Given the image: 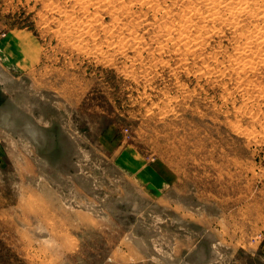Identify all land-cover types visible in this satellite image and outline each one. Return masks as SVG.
Here are the masks:
<instances>
[{
    "label": "rangeland",
    "instance_id": "374dc122",
    "mask_svg": "<svg viewBox=\"0 0 264 264\" xmlns=\"http://www.w3.org/2000/svg\"><path fill=\"white\" fill-rule=\"evenodd\" d=\"M86 1L0 0V264H264L263 63L159 28L190 0Z\"/></svg>",
    "mask_w": 264,
    "mask_h": 264
},
{
    "label": "bare ground",
    "instance_id": "6f19581e",
    "mask_svg": "<svg viewBox=\"0 0 264 264\" xmlns=\"http://www.w3.org/2000/svg\"><path fill=\"white\" fill-rule=\"evenodd\" d=\"M86 0H83V2H85ZM90 1L93 4H98L99 6L101 5H105L109 7H113L112 3L114 4V7L117 5L119 7V9L121 8V12H127L130 13L132 12V4L127 3L126 1H119L116 2V0H87L86 3ZM133 0H130V2ZM158 0H135L134 2L136 3H141L143 4H151L152 7H155L156 5L158 6ZM189 1V0H188ZM192 2V4L194 3V6H191L189 11H186L182 14L178 13V16H180L179 18L181 19V21H179L178 24H173V22L176 20L175 18H173L172 20H170V22L164 21L163 25L161 24V26L159 28H163L165 27L166 30H169L171 27H175L178 31L177 35H179L180 32V38L182 39V41L184 42H192L195 45H200L203 43H205L206 39L205 34L209 31H207V28L210 24V22L212 23V21L216 22L219 21L222 24H227L230 25L234 30H235V35L237 37V40H239V44L237 45V53H236V57L234 59H236L237 61V66L234 67L235 71H238L240 73L242 72H246V70H248L249 68L253 67L255 65L261 64V62L264 65V28H262L261 22H257L256 19H262L264 20V0H190ZM56 2V1H55ZM116 2V4H115ZM178 2V1H177ZM182 2V1H181ZM184 2V1H183ZM90 4V3H89ZM90 4V5H93ZM161 4V3H160ZM159 4V5H160ZM191 4V5H192ZM200 4V5H198ZM178 5V4H177ZM88 7V5H86ZM104 6V7H105ZM116 6V7H117ZM137 6V5H136ZM139 6V5H138ZM149 6V5H148ZM187 6V5H186ZM47 7V6H46ZM86 7V8H87ZM111 7V8H112ZM113 7V8H114ZM142 7V6H141ZM150 7V6H149ZM190 7V6H188ZM110 8V9H111ZM107 9V8H106ZM154 9V8H153ZM189 9V8H188ZM82 10V9H81ZM108 10V9H107ZM117 10V9H116ZM185 10V9H184ZM187 10V8H186ZM63 11V10H62ZM93 11V10H92ZM96 11V10H95ZM113 11V10H111ZM110 11V12H111ZM159 11V10H158ZM170 10L165 11L162 16H166L168 14ZM117 12V11H116ZM40 13V12H39ZM44 13V12H43ZM97 13V12H96ZM102 13V12H101ZM176 14V13H175ZM43 15V14H42ZM84 15V14H83ZM90 15V14H89ZM169 15V14H168ZM245 15H247L246 17H251V19H255L256 22H253L252 24L256 23V25L254 26V28H250L252 30H250V32L246 31L249 28H246V30L243 29V25L240 26V22L242 21V18H245ZM100 16V15H99ZM103 16V15H102ZM128 16V15H127ZM141 16V15H140ZM121 17V16H120ZM125 17V16H124ZM158 17V16H157ZM168 17V16H167ZM172 17V16H170ZM89 18V17H88ZM196 18H200L202 19L203 23L205 22L206 25H203L201 23V21H197ZM243 18V19H244ZM50 19V18H49ZM81 19V18H80ZM171 19V18H170ZM179 19V20H180ZM112 20V19H111ZM158 20V19H157ZM245 20V19H244ZM95 21V20H94ZM93 21V22H94ZM249 21V19H248ZM251 21V20H250ZM253 21V20H252ZM92 22V23H93ZM132 22V21H131ZM143 22V21H142ZM90 23V24H92ZM151 23V22H150ZM177 23V22H176ZM209 23V24H208ZM218 23V22H217ZM243 23V22H242ZM247 23V21H246ZM104 24V23H103ZM147 24V23H146ZM149 24V23H148ZM251 24V25H252ZM59 25V24H58ZM142 25V24H141ZM156 25V24H155ZM160 25V24H159ZM215 25V24H214ZM250 25V23H249ZM66 26V25H65ZM207 26V27H206ZM211 26V25H210ZM219 26V25H218ZM217 26V30L218 28H222V27H218ZM224 27L226 25H223ZM226 26V27H227ZM248 26V25H247ZM252 26V27H253ZM114 27V24H113ZM111 27V28H113ZM122 27V26H121ZM213 25L210 27L212 29ZM223 27V28H224ZM231 27H227V28H231ZM81 28V27H80ZM79 28V30H80ZM88 29V27H86ZM90 28V26H89ZM106 28V26H105ZM110 26L107 30H114L111 29ZM127 28V27H126ZM131 28V27H130ZM158 28V29H159ZM174 28V29H175ZM199 28L200 33L196 36L203 37L202 39H197L195 35L194 38H192L193 36L191 35V31H194L196 33V31H198ZM202 28V29H201ZM209 28V27H208ZM213 28V29H215ZM226 28V29H227ZM73 29V27H72ZM75 29V28H74ZM78 29V28H77ZM86 31H89L87 30ZM68 29H66L67 31ZM71 30V29H70ZM93 30V29H92ZM120 30V29H119ZM222 29H219V31ZM230 30V29H229ZM233 30V31H234ZM81 31V30H80ZM85 31V33H86ZM198 31V32H199ZM213 31V30H211ZM73 32V31H72ZM77 32V31H76ZM96 32V31H95ZM191 32V33H190ZM222 32V31H221ZM64 33V32H63ZM112 33V32H111ZM114 33V32H113ZM116 33V32H115ZM190 33V34H189ZM76 34V33H75ZM96 34V33H94ZM212 34V33H211ZM234 33H232V36ZM164 35V34H163ZM209 35V34H208ZM118 36V35H117ZM137 36V35H136ZM205 36V37H204ZM96 37V36H95ZM106 37V36H105ZM119 38V37H118ZM127 38V37H126ZM135 38V37H133ZM179 38V37H178ZM179 38V39H180ZM235 38V37H234ZM73 39V38H72ZM170 39V38H169ZM178 39V40H179ZM233 39V38H232ZM127 40V39H126ZM168 40V39H167ZM177 40V39H175ZM106 41V40H105ZM181 41V42H182ZM68 42V41H67ZM118 42V41H117ZM128 42V41H126ZM130 42V41H129ZM167 42V41H166ZM80 43V42H79ZM78 43V44H79ZM113 43V42H111ZM185 43V44H186ZM189 43L187 46H189ZM114 44V43H113ZM132 44V43H131ZM184 44V45H185ZM191 44V43H190ZM77 45V44H76ZM84 45V44H83ZM122 45V44H121ZM193 44H191V47ZM194 45V47H195ZM203 45V44H202ZM74 46V45H73ZM125 46V45H124ZM186 46V47H187ZM101 47V46H100ZM141 47V46H140ZM163 47V46H162ZM189 47V48H191ZM193 47V48H194ZM77 48V47H76ZM103 48V47H102ZM120 48H122V46H118L117 49L120 50ZM132 48V47H131ZM179 48V47H178ZM192 48V49H193ZM196 48V47H195ZM205 48V47H204ZM188 49V48H187ZM198 48H196L197 50ZM201 50V47L199 48ZM100 50V49H99ZM180 51L183 52V54H185L183 51V49H179ZM178 50V51H179ZM185 50V49H184ZM189 50V49H188ZM194 50V49H193ZM192 50V53L194 52ZM104 51V50H103ZM109 51V50H108ZM121 51V50H120ZM199 51V50H197ZM105 52V51H104ZM188 52V51H187ZM190 52V51H189ZM210 52V51H209ZM83 53V52H82ZM88 53V52H87ZM161 53V52H160ZM208 53V52H207ZM191 54V52H190ZM189 54V55H190ZM235 54V53H234ZM233 54V56H234ZM186 55V54H185ZM200 55V54H199ZM202 55V54H201ZM205 57V56H204ZM196 58V57H195ZM198 58V57H197ZM217 58V57H216ZM231 58V57H230ZM110 59V58H109ZM227 59V58H226ZM185 60V59H183ZM136 61V60H135ZM156 61V60H155ZM186 61V60H185ZM188 61V60H187ZM230 61V60H229ZM231 62V61H230ZM241 62V63H240ZM164 63V62H163ZM185 66V65H184ZM208 66V65H207ZM232 66V65H231ZM254 67V70H255ZM218 68V67H217ZM225 68V67H223ZM229 68V67H228ZM205 69V68H204ZM253 69V68H251ZM202 70V69H201ZM220 70V69H219ZM250 70V69H249ZM222 71V69H221ZM218 72V71H217ZM227 72V71H226ZM230 72V71H229ZM204 73V71H203ZM209 73V72H208ZM212 73V72H211ZM248 73V72H247ZM205 74V73H204ZM233 74V73H232ZM251 76V75H250ZM254 76V75H253ZM237 77V76H236ZM252 78V77H251ZM247 80V79H246ZM253 81V80H252ZM237 82V81H236ZM241 82V81H240ZM246 84V83H245ZM258 85V84H257ZM242 87V84H241ZM241 89V88H240ZM254 89V88H253ZM258 89V88H257ZM256 89V90H257ZM254 91V90H253ZM258 92V91H257ZM263 92V91H262ZM257 120V119H256ZM254 121V120H253ZM263 127V126H262ZM254 133V132H253ZM256 133V132H255ZM94 205V204H93ZM192 210V209H191ZM178 219V221L182 222L180 217H176ZM176 223H178L176 221ZM179 224V223H178ZM129 238L132 239L141 249H143L146 252H149L151 250V248L148 246V244L144 241L143 237L139 234H134L133 232H129ZM173 241V240H172ZM171 242V241H170ZM165 258V257H163Z\"/></svg>",
    "mask_w": 264,
    "mask_h": 264
},
{
    "label": "crops",
    "instance_id": "0c3cea01",
    "mask_svg": "<svg viewBox=\"0 0 264 264\" xmlns=\"http://www.w3.org/2000/svg\"><path fill=\"white\" fill-rule=\"evenodd\" d=\"M188 225H189V222L187 221L186 222V227H187V231H186V233H188L187 234V240L189 241V239L191 238V234H193V233H191V231H192V228H191V230H190V227H188ZM262 253H263V256H264V239H263V242H262ZM144 253H146L144 250H142ZM141 251V252H142ZM142 261H144L143 259H139V260H136V261H130L129 263H126V264H140V262H142Z\"/></svg>",
    "mask_w": 264,
    "mask_h": 264
}]
</instances>
